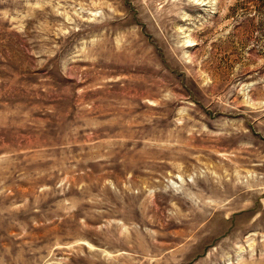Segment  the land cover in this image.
<instances>
[{"label":"rangeland","instance_id":"374dc122","mask_svg":"<svg viewBox=\"0 0 264 264\" xmlns=\"http://www.w3.org/2000/svg\"><path fill=\"white\" fill-rule=\"evenodd\" d=\"M0 264H264V0H0Z\"/></svg>","mask_w":264,"mask_h":264}]
</instances>
